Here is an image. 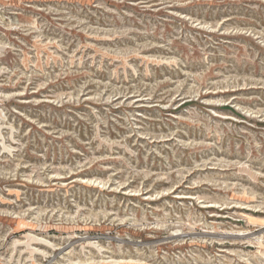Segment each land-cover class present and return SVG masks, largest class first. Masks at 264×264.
I'll list each match as a JSON object with an SVG mask.
<instances>
[{"label": "rangeland", "instance_id": "rangeland-1", "mask_svg": "<svg viewBox=\"0 0 264 264\" xmlns=\"http://www.w3.org/2000/svg\"><path fill=\"white\" fill-rule=\"evenodd\" d=\"M0 264H264V0H0Z\"/></svg>", "mask_w": 264, "mask_h": 264}]
</instances>
